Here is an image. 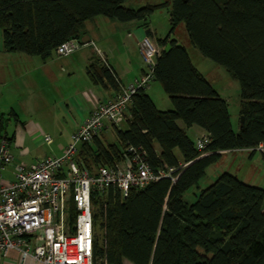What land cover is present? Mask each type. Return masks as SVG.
<instances>
[{
	"label": "trees",
	"instance_id": "1",
	"mask_svg": "<svg viewBox=\"0 0 264 264\" xmlns=\"http://www.w3.org/2000/svg\"><path fill=\"white\" fill-rule=\"evenodd\" d=\"M128 1L0 0L4 50L44 60L63 43L80 41L86 24L98 17L142 22L153 38L151 16L169 10L171 31L157 40L162 51L153 82L163 87L173 109L159 110L149 88L140 90L133 96L128 129H116L117 143L106 148L96 139L94 147H82L80 157L89 168L113 166L132 147L145 152L155 173L176 169V181L161 179L127 198L114 189L97 195L94 264H264V189L224 173L193 204L185 199L222 152L254 155L264 147V0H170L139 10L125 7ZM181 24L191 45L239 82L244 118L239 133L227 100L173 38ZM88 74L94 84L115 92L122 86L97 56ZM179 122L204 130L212 154L202 157ZM7 123L0 115V138L11 142Z\"/></svg>",
	"mask_w": 264,
	"mask_h": 264
},
{
	"label": "built area",
	"instance_id": "2",
	"mask_svg": "<svg viewBox=\"0 0 264 264\" xmlns=\"http://www.w3.org/2000/svg\"><path fill=\"white\" fill-rule=\"evenodd\" d=\"M90 45L94 43L70 40L56 54L69 57ZM139 47L147 71L101 102L62 156L46 157L32 165L15 163L11 143L0 138V257L6 258L14 250L22 262L32 258L38 264H94L97 195L114 189L127 198L132 190H143L161 179L176 181V169L155 173L145 152L132 147L113 166L89 168L80 157L85 144L127 122L133 96L151 86L161 51L149 38ZM45 140L52 143L50 137ZM210 142L207 134L197 138L195 146L202 157L212 154L207 151ZM257 150L264 152V147ZM12 164L13 179H9L5 173Z\"/></svg>",
	"mask_w": 264,
	"mask_h": 264
},
{
	"label": "crops",
	"instance_id": "3",
	"mask_svg": "<svg viewBox=\"0 0 264 264\" xmlns=\"http://www.w3.org/2000/svg\"><path fill=\"white\" fill-rule=\"evenodd\" d=\"M150 29L154 34L153 38L148 37L142 22L120 23L106 17H98L86 24L80 39L83 43H94L93 46H86L69 57L53 56L46 60L20 53H8L4 50L2 41L0 115L8 120L5 135L11 139L10 147L15 163L32 165L46 157L62 156L73 135L92 112L101 102L113 98L116 93L107 85L93 83L88 74L92 58L97 56L102 63L112 68L122 86L130 85L147 71L140 54V42L146 38L157 42L158 39L168 36L159 37L152 25ZM152 85L147 93L153 99L156 96V89ZM218 92L227 100L223 91ZM161 95L164 102L165 94ZM227 102L229 103V100ZM164 104L165 109L157 106L158 109L172 110L167 100ZM52 106L66 115L71 124L60 133L65 143L58 149L54 146V137L51 135H54V131L62 123L54 120L55 116L50 109ZM181 123L179 122V126L186 129L189 137V133H194L196 139L206 134L199 127L186 128ZM49 124L56 129L50 130ZM45 137H50L52 143L48 144ZM241 153L252 154L247 150L225 151L221 153L223 155L221 158ZM177 155L179 156L178 153ZM14 167L15 164L9 165L6 170L5 174L9 179H13ZM0 264L38 263L32 258L22 262L20 254L12 250L6 258L0 257Z\"/></svg>",
	"mask_w": 264,
	"mask_h": 264
},
{
	"label": "rangeland",
	"instance_id": "4",
	"mask_svg": "<svg viewBox=\"0 0 264 264\" xmlns=\"http://www.w3.org/2000/svg\"><path fill=\"white\" fill-rule=\"evenodd\" d=\"M168 1L170 0H129L125 4V7L129 9L139 10L148 5H159ZM149 22L150 26L152 25V28L157 32L159 37H166L167 35H169L171 31L169 10L164 9L157 11L151 16ZM173 38L178 40V43L181 46H184L189 51L194 65L215 87V89L218 91H223L226 99L229 100V112L231 115L233 130L235 133H239L241 127V90L237 79H235L234 76L231 75L225 68L205 58L197 49H195L191 45L186 26L184 24H181L177 28V30L173 34ZM153 42L157 46V48L162 51V48L158 45V43L155 40ZM1 45L2 39H0V46ZM54 57L60 58L59 56H57V54ZM152 84L151 85L156 89V96H154L153 100L155 101L157 106L160 109H162L163 107L165 109L164 102L165 100H167L168 104H170L173 109L171 100L167 97L163 87L157 82H153ZM158 90L160 95L157 94ZM161 94H165L164 98L166 99H164V102L162 100ZM167 98L169 99V101ZM50 109L51 111H53L52 115L55 116L54 120L58 123H62L61 125H59L60 127L58 129L51 127V125L49 124L50 130L56 129L54 132L57 134V136L54 133V135H51V137H54V146L58 149L60 145H63L65 143L64 137H62L60 133L62 131L64 132V130H66V128L71 124L70 119L61 111L54 109L53 106ZM66 122L68 123V125H66ZM181 125L183 124L181 123ZM119 128L121 130H127L128 126L126 122H123L119 126L111 127L106 131V133H104V136L99 139V142L106 148L113 144H116V129ZM189 135L194 142L195 140H197L194 133H189ZM95 143L96 142H93L91 145L94 147ZM57 152L59 153V151ZM177 153L180 156V153ZM222 156L223 155L221 154V157ZM221 157L217 163L208 168L206 176L200 181L197 187L191 189L185 195V199L188 201V203L193 204L196 201L197 196L202 191L208 189L211 185H213L217 181V179L224 173H231L233 175H236L245 183L264 189V156L261 154V152H257L254 155L247 153L231 154L223 157V159ZM73 220L74 218L71 217V221Z\"/></svg>",
	"mask_w": 264,
	"mask_h": 264
},
{
	"label": "water",
	"instance_id": "5",
	"mask_svg": "<svg viewBox=\"0 0 264 264\" xmlns=\"http://www.w3.org/2000/svg\"><path fill=\"white\" fill-rule=\"evenodd\" d=\"M170 48H171V46H167L166 51H169ZM243 125H244V118L241 117V127H243Z\"/></svg>",
	"mask_w": 264,
	"mask_h": 264
}]
</instances>
